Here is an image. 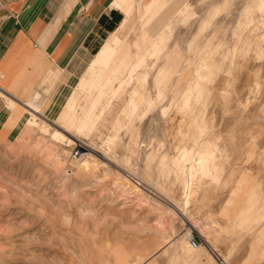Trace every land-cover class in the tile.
Returning a JSON list of instances; mask_svg holds the SVG:
<instances>
[{"label": "rangeland", "instance_id": "rangeland-1", "mask_svg": "<svg viewBox=\"0 0 264 264\" xmlns=\"http://www.w3.org/2000/svg\"><path fill=\"white\" fill-rule=\"evenodd\" d=\"M130 1L88 95L67 103L115 10L44 101L0 93V264H264V0H155L149 22Z\"/></svg>", "mask_w": 264, "mask_h": 264}, {"label": "crops", "instance_id": "crops-1", "mask_svg": "<svg viewBox=\"0 0 264 264\" xmlns=\"http://www.w3.org/2000/svg\"><path fill=\"white\" fill-rule=\"evenodd\" d=\"M114 1L0 0V93L25 104L45 99L36 88L46 71L57 67L63 72L79 64L108 11L122 17L93 55L124 18ZM31 92L30 100H21Z\"/></svg>", "mask_w": 264, "mask_h": 264}, {"label": "bare ground", "instance_id": "bare-ground-1", "mask_svg": "<svg viewBox=\"0 0 264 264\" xmlns=\"http://www.w3.org/2000/svg\"><path fill=\"white\" fill-rule=\"evenodd\" d=\"M158 4H159L158 1L151 0L150 3L147 5V9H146V12L148 14L146 17L147 22L152 21L156 17V15L158 14V10L162 9L163 5H158ZM186 4H183L182 5L183 8L179 9L176 13L181 14L184 11H186V9L188 8V5H186ZM113 6L124 13V18L118 23L115 30L105 40V42L100 47V49L94 55L92 54L93 55L92 60L89 62L88 66L86 67V70H85L84 74L82 75L77 87L73 88L72 92L70 93V96L68 97V102H67L68 105L72 104L77 99H80L81 95H88L90 90L92 89V87L95 85V83H97V81L99 79L103 78L106 75L107 71L113 70V69H115L116 66H118L117 62H118L120 53L124 49L125 44L127 42L125 40L126 38L124 39V37L121 35V31H122L127 19L130 16L133 5H132L130 0H115L113 2ZM167 23L164 24L163 27H161L155 34H148L146 29L143 28V37L146 39L161 40L163 37H165V35L168 33L170 27L172 26V22H171V26L169 25V23L168 24ZM157 45H160V44H157ZM160 47H161V45H160ZM156 50L159 51V49H156ZM166 70L167 69H162L160 71L163 78L165 77L164 74H165ZM8 99H9V97H8ZM44 100L45 99H43V101ZM11 113H13L17 117H19V116L24 115L26 112H24L20 108L13 105ZM27 113H30L29 110H27ZM27 113H26V115L23 116V119H22L23 125L26 124L27 122H30V120L28 119ZM60 114H62V110H58L56 115H60ZM64 122L69 123V121H67V120ZM33 123H35V122H33ZM28 124H30V123H28ZM76 126L78 127L80 125H76ZM58 135H59V133H57V132H55L53 134V136H55V137ZM83 149H85V148H83ZM80 156H81L79 158L80 161H81V159H86L88 161L92 160V156L86 151H83L82 153H80ZM79 159H78V161H79ZM193 164L194 163H192V166H193ZM192 172H193V167H190V169H188V173L186 174V176L191 177ZM132 185H133V183H132ZM132 185H131V187H129V189H131V190L134 189V191H136V189H137L136 186L135 185L132 186ZM138 191L139 190H137V192ZM140 194H141V192H140ZM185 197H187V194ZM192 249H195V248H192ZM178 257H180V256H178ZM209 259H210V257H209Z\"/></svg>", "mask_w": 264, "mask_h": 264}, {"label": "built area", "instance_id": "built-area-1", "mask_svg": "<svg viewBox=\"0 0 264 264\" xmlns=\"http://www.w3.org/2000/svg\"><path fill=\"white\" fill-rule=\"evenodd\" d=\"M79 148L80 147H77L76 149H74L73 150V152L71 153V155H70V158L72 159V158H74V157H76V155H78V151H79ZM187 243H188V245L190 246V247H192V248H195L196 247V245H197V242H196V240L193 238V236H188L187 237Z\"/></svg>", "mask_w": 264, "mask_h": 264}, {"label": "trees", "instance_id": "trees-1", "mask_svg": "<svg viewBox=\"0 0 264 264\" xmlns=\"http://www.w3.org/2000/svg\"><path fill=\"white\" fill-rule=\"evenodd\" d=\"M113 27V22H111L109 25H107L106 29L110 31Z\"/></svg>", "mask_w": 264, "mask_h": 264}]
</instances>
